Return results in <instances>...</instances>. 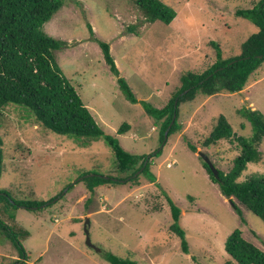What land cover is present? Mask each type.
Here are the masks:
<instances>
[{"label":"rangeland","instance_id":"rangeland-1","mask_svg":"<svg viewBox=\"0 0 264 264\" xmlns=\"http://www.w3.org/2000/svg\"><path fill=\"white\" fill-rule=\"evenodd\" d=\"M161 1L176 12L170 23L146 21L134 0H63L40 29L63 42L54 51L56 61L102 131L131 154L161 152L150 166L154 181L142 174L143 168L132 177L129 172L122 175L112 171L115 158L102 138L82 143L56 134L37 122L27 108L8 104L0 115V190L30 206L10 207L15 220L2 207L0 218L10 231L5 223L1 225L0 264H110L104 258L108 252L139 264H237L224 249L235 229L264 251V221L231 198L240 213L233 208L209 178L198 153H205L223 173L231 169L240 153L236 140L222 139L209 148L201 142L219 114L230 121L237 135H251L250 123L238 110L247 107L264 114V65L249 76L241 92L199 93L180 103V127L163 145L158 126L142 105L146 101L163 107L180 87L182 74L201 73L212 65L215 45L223 59L238 55L241 43L256 28L236 16L235 10L252 7L258 0ZM92 39L109 44L117 75ZM118 77L126 79L137 102L125 98ZM123 123L129 128L118 133ZM188 141L196 151L188 147ZM261 142L260 161L247 164L238 181L264 174ZM94 172L120 182L96 186L91 192L81 180ZM167 197L181 210L179 224L188 253L170 230L173 219ZM35 201L49 203L36 206ZM86 217L90 242L96 248L87 243ZM8 234L18 239L26 257Z\"/></svg>","mask_w":264,"mask_h":264},{"label":"trees","instance_id":"trees-1","mask_svg":"<svg viewBox=\"0 0 264 264\" xmlns=\"http://www.w3.org/2000/svg\"><path fill=\"white\" fill-rule=\"evenodd\" d=\"M134 1L148 22L160 20L170 23L176 16L175 10L161 0ZM62 5L63 0H0V115L8 104H15L27 108L36 121L48 131L81 140L82 143H90L102 138L111 148L115 158L112 171L120 172L122 175L129 172V177H132L136 170L143 168L142 174L149 181H154L150 166L153 163V157L161 151L155 149L149 154H131L123 149L118 139L105 134L57 63L54 51L61 49L64 44L44 34L40 29ZM235 15L249 20L256 28L241 43V52L238 55L223 59L221 50L215 45L216 60L212 65L201 73L188 70L182 74L180 87L163 107L157 108L142 101L145 112L158 126L160 145H163L167 139L164 140V132L173 115L175 119L168 130L167 137L180 127L177 120L180 103L194 99L199 93L208 96L221 90L238 92L243 89L249 76L258 67L264 65V0H258L252 7L236 9ZM88 31L93 33L90 25H88ZM92 40L98 42L110 71L117 75L119 71L110 53L109 44L98 39ZM117 82L125 98L131 103L137 102L126 79L118 77ZM238 113L250 123L252 129L250 136L237 135L230 121L223 114H219L208 136L201 142L203 148H209V146L217 145V142L222 139L236 140L240 145V153L234 157L231 169L227 173L218 169V178H215L204 161L203 167L209 178L217 183L222 195L229 199L238 213L240 210L234 199L264 221V174L252 175L238 181L247 164L261 159L258 146L264 140V114L247 107L239 109ZM128 128L129 125L123 123L118 133L126 132ZM2 144L0 135V176L3 162ZM187 144L191 150L196 151V146L189 141ZM111 178L110 176L104 178L103 174L100 176L94 172L93 175L83 177L81 181L92 192L96 186L120 182ZM137 178L136 176L129 181H135ZM167 201L173 219L170 230L179 237L182 251L188 253L185 231L179 224L181 210L170 197H167ZM26 203L18 202L0 190V212L4 207L11 220H15V217L14 214L9 213L10 207L16 208L20 204L30 206ZM33 203L38 206L45 203L47 205L49 202L35 201ZM4 223L5 221L0 218V227ZM6 227L10 231L8 224ZM8 236L11 240L13 239L10 234ZM12 241H16L15 246L26 257L18 239L14 238ZM224 249L237 264H264V251L245 240L240 229L233 230L227 236ZM104 258L110 264H139L112 252L104 254Z\"/></svg>","mask_w":264,"mask_h":264},{"label":"water","instance_id":"water-1","mask_svg":"<svg viewBox=\"0 0 264 264\" xmlns=\"http://www.w3.org/2000/svg\"><path fill=\"white\" fill-rule=\"evenodd\" d=\"M174 119H175V115H173L172 120H171V122H170L168 128H167V129L165 130V132H164V140L167 138L168 130H169L171 124L173 123ZM163 143H164V142H163ZM198 153H199L200 157L203 159V161H204L205 163L208 164V166H209V168L211 169V171H212L214 177H215V178H218V169L213 165V163L210 161L209 157H208L205 153H203V152H201V151H199ZM103 177H104V178H107L106 176H103ZM111 179L115 180V178H111ZM88 226H89V219L86 217V218H85V222H84V226H83V227H84V233H85L86 238H87V243H88L91 247L96 248V247L90 242Z\"/></svg>","mask_w":264,"mask_h":264},{"label":"clouds","instance_id":"clouds-1","mask_svg":"<svg viewBox=\"0 0 264 264\" xmlns=\"http://www.w3.org/2000/svg\"><path fill=\"white\" fill-rule=\"evenodd\" d=\"M240 91H241V90H240ZM153 129H155V128H153ZM173 163H175V161L168 162L167 165H168V166H171V164H173ZM230 203H231V202H230Z\"/></svg>","mask_w":264,"mask_h":264},{"label":"crops","instance_id":"crops-1","mask_svg":"<svg viewBox=\"0 0 264 264\" xmlns=\"http://www.w3.org/2000/svg\"><path fill=\"white\" fill-rule=\"evenodd\" d=\"M241 92V91H240Z\"/></svg>","mask_w":264,"mask_h":264}]
</instances>
